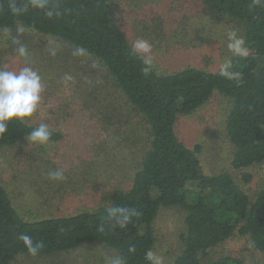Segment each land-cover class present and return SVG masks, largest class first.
<instances>
[{
    "label": "trees",
    "instance_id": "obj_1",
    "mask_svg": "<svg viewBox=\"0 0 264 264\" xmlns=\"http://www.w3.org/2000/svg\"><path fill=\"white\" fill-rule=\"evenodd\" d=\"M112 1L49 0L50 7L60 13L49 17L45 10L33 7L32 0H0V31L23 26L84 48L87 56L105 68L115 90L144 119L149 132L148 148L130 188L112 193L106 208L25 222L0 183V264H12L21 256L58 255L97 242L125 257L126 264H150L146 254L153 249L152 223L160 207L184 212L182 251L174 264H202L200 256L235 234L247 236L264 254V187L251 198L228 173L205 175L197 156L199 147L187 148L175 131L179 116L190 115L219 93L231 101L226 121L227 138L234 149L231 168L241 171L264 165V3L202 0L218 14L243 24L248 54L232 57L214 73L187 68L162 75L151 67L144 72L148 66L143 57L133 50L107 8ZM12 3L24 11L14 15ZM229 62V70L239 76L221 74ZM31 127L36 126L10 123L8 132L0 136V148L21 141ZM50 131L51 142L58 141L60 135ZM242 181L249 183L251 176L244 174ZM188 185L195 188L188 189ZM112 206L134 209L138 215L126 229H120L108 221L107 209ZM22 233L39 245L37 255H31L19 239ZM131 246H135L134 253L128 252ZM207 264L246 263L226 256Z\"/></svg>",
    "mask_w": 264,
    "mask_h": 264
},
{
    "label": "rangeland",
    "instance_id": "obj_2",
    "mask_svg": "<svg viewBox=\"0 0 264 264\" xmlns=\"http://www.w3.org/2000/svg\"><path fill=\"white\" fill-rule=\"evenodd\" d=\"M107 8L131 46L137 39L151 44L150 67L157 74L172 75L187 68L214 73L236 56L228 47L231 33L243 38L241 22L218 14L202 0H114ZM14 38L28 49L30 66L44 85L40 107L28 124L46 123L60 138L46 146L23 138L0 148L1 185L25 222L108 207L110 195L128 190L139 170L149 144L147 124L115 90L98 60L75 55V47L50 35L27 29L0 31V66L12 70L24 66ZM230 106L229 98L215 92L199 109L179 116L175 131L184 146L199 147L197 156L205 175L228 173L252 198L264 187V165L241 171L231 168L234 149L226 133ZM57 168L64 170L63 181L48 178L47 173ZM244 174L251 176L249 183L242 181ZM191 188L195 186L188 185ZM183 232L184 212L160 207L152 223V252L163 258V264H174L181 253ZM109 255L114 253L97 242L48 257L21 256L12 264H104ZM226 256L264 264V254L247 236L238 234L200 260L207 264Z\"/></svg>",
    "mask_w": 264,
    "mask_h": 264
},
{
    "label": "clouds",
    "instance_id": "obj_3",
    "mask_svg": "<svg viewBox=\"0 0 264 264\" xmlns=\"http://www.w3.org/2000/svg\"><path fill=\"white\" fill-rule=\"evenodd\" d=\"M253 3H264V0H253ZM32 6L45 10L46 15L49 17L60 14L58 10L50 7L49 0H32ZM11 11L14 15H19L24 9L12 3ZM23 31V26L17 28L18 33ZM229 41L228 47L235 55H247V48L244 47L245 42L242 37H238L233 32L229 37ZM13 43L18 45L15 52L23 60L24 66L19 70H12L7 65L0 66V136H4L8 132L9 124L14 121L28 125L40 107L41 94L44 90L41 75L30 66L28 49L19 39L14 38ZM132 47L134 51L143 56L144 63L148 66L144 68V72L147 74L153 63L151 44L144 39H137L133 42ZM51 54L55 55V51L52 50ZM86 54V50L82 47L75 50V55L83 56ZM230 67V62L225 64L221 74L228 78L239 76V73L231 72ZM66 79L70 80L71 77H66ZM31 128V132L25 137L29 144L46 146L50 143L52 132L46 123H40L38 126ZM47 175L50 180L54 181L66 179L62 168L51 170ZM135 215H138V213L128 207L112 206L107 209L108 221L120 229H126ZM19 239L23 241L31 255L38 254L39 245L33 244L29 235L22 233ZM128 252L134 253L135 246L129 247ZM146 258L150 261V264H163V258L151 251L146 254ZM104 264H126V260L125 257L119 254L109 255L105 257Z\"/></svg>",
    "mask_w": 264,
    "mask_h": 264
}]
</instances>
